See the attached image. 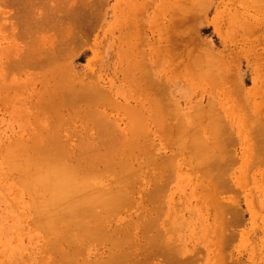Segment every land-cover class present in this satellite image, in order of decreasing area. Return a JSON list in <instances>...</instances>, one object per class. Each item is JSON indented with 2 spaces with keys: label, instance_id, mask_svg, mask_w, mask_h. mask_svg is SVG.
<instances>
[{
  "label": "rangeland",
  "instance_id": "374dc122",
  "mask_svg": "<svg viewBox=\"0 0 264 264\" xmlns=\"http://www.w3.org/2000/svg\"><path fill=\"white\" fill-rule=\"evenodd\" d=\"M6 1L7 0H0V2ZM82 1L84 2L85 0L77 2L79 4H77V9L75 8L78 10L79 15L76 14L78 15L77 17H74L76 19L71 21V23L73 22L72 24L70 23L72 25V29L74 27H78V29L73 30L74 32H71L73 33V36L71 33L69 34L72 37L68 36L66 32V34L64 33L65 36L62 33L63 35L60 37L59 34H61V31L59 32L52 30L53 32L48 31V33H46L48 35L46 37H49V35L51 36L54 33L59 32L57 34L60 37H58L59 40L61 41H59L57 35H55L57 38L55 39L58 40V44L56 46L57 48L53 50L56 57L55 55H51L50 57L47 55L50 53L54 54L52 50L50 51V49H52L50 47L53 45H43L45 48L48 46L50 49L47 50V48H44V52L47 50L46 54L41 51L43 48L42 47L40 49L41 54H39V49L36 46L35 47L37 49L35 47L29 48V39H27L25 42L22 39L17 38L16 41L11 43L12 40L9 39L11 38L10 35L12 30L5 25L4 28L0 27V77H5V80L3 79L5 82H3V84L5 86L2 84L5 89L7 87L11 88L12 86H10V83H13V87L11 88L12 90H6L8 92L3 91V93V89H0V95L2 96H0V157L2 159L6 157L9 160H6V158L3 159L5 160L4 162L7 161L6 163L8 165H6L4 162H1L2 159L0 158V165H2L0 166V187L2 188H0V264H40V262L41 264H101V260H103V262L106 261L109 263L115 256L121 255L124 256L125 260V262H122L123 264H177L178 259H180L178 257H181V261L184 260L183 263L186 261V264L191 260L193 264H264V0H86V6ZM14 6L15 5L11 6L10 4L4 7V9L8 12V16H15L14 14L17 9L15 8L16 6ZM18 11L19 10H17V12ZM15 17L14 19H12V17L10 18L14 21ZM5 20L8 21L9 19L5 18ZM44 33L45 32H43V34ZM51 39L55 40L54 37ZM16 44H19L17 47H19L20 50H18ZM25 45H27V47ZM27 49H29L28 51L32 49L31 53H38L41 57H38L34 54L33 56H36L39 59L41 58V62L45 58L46 61H51L52 59L54 61L55 59V69L46 68L49 71H45L47 74L44 72L46 77L43 78L44 73L41 71L43 74L41 76L39 70L42 68L45 69L48 64H52L51 67H53L55 65L53 61L52 63L47 62V65L42 67L43 65L41 66V64L38 63V59H35V57L33 58L31 56L32 60H37L33 63L36 62L38 66H41L39 70L36 68L28 69L31 67H27L28 64H25V67H22L21 65L23 62L20 63V65L13 64L14 61L17 63L19 62L17 58L19 57L20 59L22 56L20 51L25 52L23 59L28 62L30 61L31 58L28 56L29 54H26V52L28 53ZM33 66H35V64H33ZM56 67L58 69H56ZM9 68L10 70L14 68V71L11 70V72L8 70ZM18 68L22 72L26 70L25 68H27L26 73L24 74L23 72V74L19 75L21 72L19 73L20 70H18ZM50 70L53 72V74H51ZM15 71H17V73ZM55 71L59 73H56ZM4 74L5 76H3ZM31 76L34 78L33 80L30 79L32 78ZM48 76H50L49 78H52L49 81L47 80ZM1 78L0 81L2 80ZM45 79L50 83V85H48L49 83H47ZM43 81H45V83H42ZM46 83L47 85H45ZM51 84L54 85L52 86ZM57 84H60V88ZM55 85L57 86L56 88ZM84 86L88 88L95 87L94 89L96 91L103 92L108 97L107 101L101 100L104 102L102 104L100 102L97 105H89V108L92 111V113L89 114H86L89 112L86 102L89 104V101L83 98V96L86 97L92 95L93 97L95 96L97 98H99V96L93 95L95 94L93 89V94H91L92 91L91 93H88L90 88L89 90L88 88H81ZM14 87L17 89V91L14 90ZM53 87L55 92L52 91ZM45 88L49 90H47V93H45L46 90L44 91ZM62 88H68L69 90H71V88H79L81 91L88 93L85 96L86 93L82 94L80 90V93L78 92V94H80L79 97L84 99H82L81 102L80 99H78V104H76L82 108V112L80 111L79 107L73 105L76 109L75 111L71 104L73 102L63 101L62 104L59 103L61 98L66 97V92L65 94L63 92L65 89L63 90ZM15 92L18 94L15 95ZM21 92H23V94L20 95ZM43 93L46 95H43ZM48 95L55 97L53 98ZM60 95L63 96L61 97ZM44 96L47 100L44 99ZM39 98L41 99L40 101L38 100ZM97 100L100 101L99 99ZM53 101L58 102L57 104L61 108L58 107L57 104L56 105L58 108H56L58 110L54 108L55 103ZM40 103L42 104L40 105ZM45 103L47 108L45 107ZM175 103L180 106H176L178 110L175 108L178 112H180L179 116L177 115L178 117H176L175 115L174 117L172 115L175 112L173 109L174 112L171 114V117L173 118H169V110L172 111L171 108ZM83 104H86V106ZM170 104L173 105L171 106ZM43 105L44 109L42 107ZM51 105L54 106L53 108L55 112L59 111L61 114L63 113L64 115L62 114V118L64 116L65 118L62 119L59 117V115H61L59 112H57L59 115L57 114L56 117L54 114L55 112L51 110L53 109ZM210 105L211 110L214 108L215 111L212 110V114H203V121H207L204 122L206 123L207 131L204 130L205 133L202 131L203 139L201 136L199 137L202 140H207L213 144V147L210 148H213L216 151L221 148V151L219 150L218 153L215 151L214 158L216 155H218L216 156V160L219 159V161L216 163L223 162V164H216V160L214 161L213 159L214 162L211 161L212 163H210L212 166L214 165L213 163H215V165H217V170L211 166L210 171H207L209 170L208 168L210 164L205 163L209 165L206 169L205 165H203L204 158L206 159L210 156L198 155L196 152L200 150L196 149L195 146L191 148L193 143L192 141H194L191 139L194 134L189 132V127L192 126V124L196 125L194 121H197V119H195V113L196 111H199V108L197 109V107H204L200 111L203 112L204 110L205 112V108H209ZM48 106H50L51 109H48ZM70 106L73 108H71L72 111ZM156 106L158 109H156ZM62 107H64L63 110ZM83 107H85L84 109L86 111L83 110ZM94 108H98L100 113L97 114V109ZM92 109L95 111V114L93 113ZM42 110H44V113ZM45 110H48L50 114H48V112ZM134 110H137L139 114L141 111V113H144L145 116H139L141 117L140 122H142V119L145 117H148L145 119L147 122H143L142 124H144V126L147 128L145 129L143 126V129L149 131L151 135L147 133V131H144V136H142L143 134L141 135V133L140 135L138 134V136H136V133L134 137L133 135L130 136V133L134 134L133 129L136 125V118L139 120V117L134 114ZM77 111L78 116L76 113H74ZM101 111L107 118H110V120L104 118L106 124L103 123V127L101 125L95 128V125L87 119H92V121H94L93 123H98L101 119L103 122L102 116L104 115L101 113ZM166 111L169 113L167 115L168 119L166 118L168 120H166L167 123L165 122V119H163L164 114H167ZM73 113L76 117L71 116ZM82 113L86 114L85 118L84 116H81L83 115ZM96 114L97 117L95 116ZM156 114L157 116L159 115V117H157ZM196 114L199 116L198 113ZM180 115H183L184 119ZM68 116L71 117V119ZM111 119L115 121L114 123L119 127L115 124L114 125L126 134V144L123 142L125 145L121 142L124 141V134L121 133L119 129H116L113 124L107 125V122L112 121ZM170 119L172 121H170ZM81 120L83 123L80 122ZM158 120H161L167 125L164 123L163 125L161 121H159L161 122V125H159L160 123L158 124L156 122ZM182 120H185L183 121L184 123H182ZM65 121L69 124L67 125ZM55 122L57 126H55ZM140 122L136 121L137 124H140ZM190 122L192 124L189 126L188 123ZM142 124H140V127H142ZM211 124L214 126L212 129H214L213 135L216 139L215 141L214 138L211 137V134H208V129L210 130L211 127L209 126H211ZM129 125H133L132 127L134 128L132 129V127ZM179 125H186L188 127V133H186L187 135L189 134L188 137H184L186 134H180L181 136H177V130H175V126L179 127ZM110 126H113V128ZM128 126L130 127L129 131H127ZM85 127L90 128L91 130L86 129ZM171 128L172 131H170ZM97 129L101 132L106 131V129H108L109 132L112 130L113 132L111 133L113 135L114 133L121 135L119 137L120 140L118 138L119 135H116L118 140L116 137L113 139V135H109L111 133H107L108 138H106L107 135L106 137L103 136L104 134L101 136L105 137L103 138V140L105 139V143L110 142L108 145L106 143L108 147H114L116 145L119 147L120 143L117 144L114 142L116 140L118 142L120 141L122 146L124 145L122 148L125 147V150L123 149L119 155L116 154V157L114 156V151L109 150L108 147L106 148L108 151L114 152L111 157L112 162L113 159H116L114 162L118 163V159L120 158V165L122 164L120 163L121 161H123L126 165L129 163L131 168L128 166L129 172L127 173L129 175L131 174L130 177H128V174H124L128 167L124 165L122 168V164L119 168L117 167V163H113L107 167L104 165V167H102L100 165L102 171L103 168H105V170L103 172L99 170L101 173L97 170L96 174L98 176L96 174L95 176L100 178L102 184L107 189H111L117 194V200L119 199L120 201H118L120 203H124H119L122 205V208L121 206H118V209L115 212L116 214L113 213L111 216H106V219L103 221L101 234H90V237H87L82 242H79V247H77V245L73 244L72 242L66 241L59 243L58 246L63 247L61 248L65 252L66 256L61 259L56 255V244L52 242V236L43 230V228L38 229L36 216L34 211L31 210L32 205L30 204V202L34 204V198L31 200L29 199L31 197L28 196L29 194L27 191V193L25 192L20 180H17L19 177L16 173L12 172V174L15 175L13 177L11 173L9 174V171L6 172L7 169H10V163H12V160L7 157L6 153L8 151H6L5 146L7 145L10 147L11 145V147H13L14 145L15 148L17 143H19L18 145L21 146L23 140H26L24 143L27 144L33 143L34 146V142H36L35 138H32V140L34 139V142H31L30 136H37L38 140L41 138V141L39 140L38 142L41 143V145L39 144L38 146H42V142L50 143L53 140L52 137L57 135L58 137L61 136V140L66 146H68L69 150L72 149L73 146L80 148L78 150H81L87 143V139H89V144H92V141H95L97 138V142H93L92 145L95 148L98 144L99 147H101L98 148L101 151H105L103 150L105 147L102 148V145L99 144L98 137L95 136L96 132L98 131ZM70 130L73 132H70ZM86 130L90 132H87ZM117 130L118 132H116ZM221 131L225 132V135L229 137L226 136L227 139H225V135L224 133H221ZM46 134H49V136ZM51 134H53V136ZM88 134L90 136H88ZM42 135H46L47 138L45 139L47 140H45ZM198 135L200 134L198 133ZM50 136H52V139L49 138ZM79 136L83 140L78 139ZM93 136L94 138H92ZM141 136L143 138L145 137L148 141L145 140L146 143L143 144V140L145 138L143 139ZM136 137L139 138L137 139ZM178 137H182L179 140L181 142L180 148ZM194 137L195 136H193V138ZM131 138H134V140ZM228 138H230V140ZM16 139L18 142L15 144ZM126 140H129L128 142L130 143L132 142L131 144L129 143L131 147H133V145L135 147L132 149H130L129 145L127 147L128 143ZM136 140H138L139 144L136 142ZM181 140L184 141L183 146L185 149L182 146ZM78 141L80 142L81 147L78 146ZM112 141L114 142V145ZM173 141L175 143H173ZM187 141H190L191 144L189 145L190 142ZM207 141H205V143ZM217 144H219L218 146L222 147L216 148L218 147L216 146ZM143 145L146 146L147 151L150 153L147 156L144 154L146 152L144 150L146 149L143 150V148H145ZM75 147L73 148L74 150L72 149L71 151H78ZM118 147L114 148L117 149ZM119 148L117 150H119ZM126 148L130 149L131 151L128 150V152ZM110 149H112V147H110ZM132 150H134L136 154ZM139 150L144 152H139ZM191 150L192 152H190ZM27 151L30 152V149L28 148ZM106 151L102 153L104 155L110 153ZM224 151L227 152L225 153ZM22 152H24V154ZM219 152L221 155H225L226 159L223 157L225 160L222 159V156L220 158ZM228 152L230 153L231 157H228L232 159L231 161L227 157ZM20 153H22V155L19 156L20 159L22 157H26L25 155L27 153L25 151H20ZM201 153H203L202 150L199 152V154ZM137 154H140V158H138L139 156ZM191 154L196 156L191 157ZM150 156L152 158H150ZM200 157L202 159H200ZM212 157L213 156H211V158ZM134 158L139 161L135 160ZM167 158L170 160L168 161ZM172 158L175 159L173 160ZM211 158H207L205 162H207L208 159L211 160ZM20 159H18L19 162L24 161L25 158L21 159V161ZM220 159H222V161ZM227 159V162L231 163L227 164V162H224ZM254 159L256 162L252 163L251 161ZM194 160L198 161L195 163ZM199 160L202 162L200 163ZM169 162L173 167L170 166ZM132 163H134L135 167L132 166ZM199 163L201 164L200 166ZM163 164H165V166ZM195 164L197 166H195ZM140 165H142V167ZM190 165H193L192 167L194 168L192 169ZM219 165L222 167L218 168ZM110 166L111 168H108ZM160 167H163V169ZM170 167L172 169H170ZM224 167L230 171H223L225 169ZM113 168H116L117 170ZM163 170L167 176L164 174ZM169 170H172V173ZM203 170L205 173L202 172ZM119 171H121L123 174V189L118 185L119 181L121 180L120 177H118L121 175H117V173L121 174ZM216 172L220 175L221 172L225 174L220 176L219 174L216 175ZM173 173H175V175ZM101 174H104V177ZM170 174H172L173 177ZM214 174L216 175L214 180L211 182V179H209V181L207 178L214 177ZM161 176H163V178L166 180V183L162 184V181L165 182V180L162 179ZM222 176L223 178H226L225 181L223 180L221 183L219 181L223 179ZM5 177H7V179H5ZM157 177H161V179L158 180ZM167 177H169L170 180ZM11 178L13 180H11ZM126 178L128 180H126ZM131 178H133L134 181ZM216 178H218V181ZM206 179L208 180L207 183ZM130 180H132L133 183L129 182ZM136 180H138V182ZM202 181L203 184L200 183ZM214 181H216L215 183L219 182L216 184L219 186L218 188L214 184ZM228 181H230L229 183H233L230 185H225V183H228ZM157 184H162L161 186L163 188L161 186L158 187ZM211 184L215 187L213 188ZM219 184H223L225 186H220ZM165 185H168L166 187L167 189H164ZM202 186L203 188L205 186V188L208 190H204ZM232 187L235 189L232 190ZM155 188H158L160 191L155 190ZM139 189L140 192H138ZM229 189L232 191H229ZM152 190L155 191L153 192ZM164 190L167 192H164L165 196L163 192H161ZM216 190L220 194H218ZM16 191L19 193L17 192L15 196ZM223 191H226L227 193H224ZM157 192L161 193L162 195L161 197H154V199L152 195L156 196L158 194ZM200 192L205 193L200 194ZM208 192H214L213 195L217 197L214 198L212 193L209 194ZM151 193L153 194L151 195ZM151 198L153 201H151ZM159 198L160 200L162 199L164 201L160 205L164 206L165 204L166 209L163 211L158 208L157 211L159 213H157V211L154 209L158 207V202L162 201H159ZM216 198H218V200ZM123 199L126 200L123 201ZM117 200L116 204H118ZM215 201L216 203H214ZM222 203L224 204L223 206L221 205ZM226 204L232 209L234 207L235 208L232 210L228 206L230 209L229 211V209L225 208L227 206ZM217 205H221L220 208L224 209V211L227 209L226 213L229 214H225V212H223L222 209H219ZM206 208L208 209L206 210ZM235 209L237 212L234 211ZM231 211L234 213H231ZM160 212L163 215H161ZM237 213L239 215H237ZM149 214H152L151 216L154 220L158 218L159 221H157V223L160 224H155L154 221L153 224ZM139 216L142 218V220L139 219ZM232 216L235 218L237 217V220ZM229 218L234 221H231ZM223 219L227 222L229 220L231 221L232 224H230V221L228 222V225H231L229 226V230L225 229L228 226H225L227 223ZM144 220L148 222H143ZM217 221L218 224L216 223ZM150 222L153 224H151L153 228L156 227L152 230V232V227L149 228L150 224H145ZM146 225L150 229L151 233H149V229L146 228ZM169 225L173 227H169ZM157 226L160 227V230L162 228V232ZM175 227L178 229H175L174 231ZM144 229H148V231ZM170 230L172 234L168 233ZM127 231L128 233L132 234L127 235ZM159 231L160 233H158ZM222 231L223 233H221ZM229 231H232L231 235ZM233 232L236 234L234 233V235ZM155 233L156 237H154ZM162 234H165L163 236L166 239L162 236L165 239V243L174 241V239L177 238L176 240L178 241H174V243L176 242V244H180H177V246L180 248V251L178 248V251L174 249V252L173 248H171L173 251L171 252L170 248V250H168V246H171V244L168 245V243L166 244L167 249L166 246L164 248L165 250L162 249L164 246L162 247L160 244H158L159 242H156V244H158V246H156L154 240L156 241L158 235L161 236ZM221 236H224V239ZM227 236H229V238L230 236H233V239L236 240L234 241L232 238L229 239ZM235 236H237V238H235ZM121 237H124V241ZM225 237L227 238L225 239ZM117 239L119 240L118 242ZM159 239L160 238H157V240ZM218 239H220L219 241L221 242H219ZM228 239L230 244L227 243ZM162 243H164V241ZM171 243L174 244L173 242ZM221 243L224 247L220 245ZM112 244L116 246L113 247ZM145 245L147 247H145ZM159 245L162 248H160ZM225 245L228 246L225 247ZM173 247L175 248V246ZM143 249L145 250L143 251ZM221 250L224 252L222 253ZM167 251L170 252L173 257L174 255L178 254L176 251L181 252V254L179 253L177 260H174L172 263V260L169 259H173V257L171 254H168ZM202 251H204L203 254ZM72 254H74L77 259H75V257L73 258ZM163 256L167 258L170 256L171 258L169 257V259H166ZM192 256L196 262L191 259ZM184 257H188V259H185ZM196 257L198 260L195 259ZM71 258L77 261H74ZM190 263L191 262L188 264Z\"/></svg>",
  "mask_w": 264,
  "mask_h": 264
},
{
  "label": "bare ground",
  "instance_id": "6f19581e",
  "mask_svg": "<svg viewBox=\"0 0 264 264\" xmlns=\"http://www.w3.org/2000/svg\"><path fill=\"white\" fill-rule=\"evenodd\" d=\"M79 1H81V0H7L6 2H0V27H5V26H8V28H10L11 30H12V32H11V35H10V39L9 40H12L11 41V43H13L14 41H16V39L17 38H19V39H22L23 41H25L26 42V40L27 39H29V42L30 43H28V41H27V43H28V45H30V47L29 48H31V47H37L38 49H39V54H41L40 53V49L42 48V52H44L45 51V49L47 48V50L48 49H50V48H52V49H50V51L52 50V52H54L53 50L55 49V48H57L56 46H57V44H58V40H59V38L60 37H62L61 35H63L65 32L68 34V36H70V37H72L73 35V33H71L73 30H75V29H78V27H74L73 29L71 28L72 27V23H71V21H73V19L75 20L76 18H74V17H77L79 14H78V10H76L77 8V4H79V3H77V2H79ZM83 2V1H82ZM82 2H81V4H82ZM85 2V3H84ZM83 2V4L86 6V0ZM11 4V6H13V5H15L14 7L17 9V10H19L18 12H17V10L15 11V20L13 21L12 19H14V17L13 16H8V12L4 9V7L5 6H7V5H10ZM83 6V5H82ZM18 7V8H17ZM76 8V9H75ZM76 14H78V15H76ZM10 17H12V19L10 18ZM3 18V19H2ZM5 18H8L9 20L7 21V20H5ZM4 20V21H3ZM74 22H76V21H74ZM71 23V24H70ZM78 24V23H77ZM5 25V26H4ZM73 26H74V24H73ZM80 26V25H79ZM63 31H62V30ZM52 30H54V31H61L60 33L61 34H59L60 35V37L58 36V34L57 33H59V32H56V33H54L53 35H51L52 37H54V39L56 38V36L55 35H57V38H58V40H56V42L54 43V41L55 40H52L51 38V36L49 35V37H46V36H48L46 33H48V31H50V32H53ZM65 30V31H64ZM43 32H45L44 34H43ZM74 32V31H73ZM63 33V34H62ZM65 33V34H66ZM71 33V35H69ZM28 34V35H27ZM65 34H64V36H65ZM23 35V36H22ZM21 37V38H20ZM29 37V38H28ZM63 40V39H62ZM53 41V42H52ZM59 41H61V40H59ZM24 42V43H25ZM18 43V42H17ZM26 43V44H27ZM55 44V45H54ZM19 44H16V47L18 46ZM41 45V46H40ZM43 45H53V46H51L50 48L48 47V46H46V48H45V46H43ZM24 46V45H23ZM26 47H27V45H25ZM39 46V47H38ZM35 47V48H36ZM54 47V48H53ZM18 48V50H20V48L19 47H17ZM36 48V49H37ZM45 48V49H44ZM44 49V50H43ZM29 49H27V51H28ZM47 50H46V52H47ZM56 50H58V49H56ZM31 51H32V49L30 50V51H28V53L26 52V54L31 58L30 59V61L29 62H31V63H29L28 61H25L23 58V55L25 54V52H21L20 51V53H22V58L20 57V59H19V57L17 58L18 60H19V62L17 63L16 61H14V62H16V63H14L13 62V64H15V65H20V63H22V67L24 66L25 67V64L27 65V67H30V68H28V69H34V68H36V69H40V67L42 66V67H44L45 65H47V62H51L52 63V61H53V59L50 61V60H47L46 61V58L45 59H43V61L41 62L40 60H42L41 58L39 59L38 57H41L38 53L37 54H34V52H32L31 53ZM12 52V51H11ZM11 52H10V54H11ZM46 52H44V53H46ZM13 53V52H12ZM19 53V52H18ZM17 53V54H18ZM36 53V52H35ZM33 54L34 55H37L38 57H36V56H33ZM47 54V53H46ZM58 54V53H57ZM26 55V56H27ZM47 55H49V57L51 56V55H55V52H54V54L53 53H50V54H47ZM34 58L35 57V59L37 58L38 59V63H40L41 64V66H38L37 64H36V62L35 63H33L34 61H37V60H32V57ZM53 57V56H52ZM55 57H56V55H55ZM44 58V57H43ZM16 59V60H17ZM48 59V58H47ZM25 61V63H24V61ZM10 61V60H9ZM43 62H44V64H43ZM54 66L53 67H51L52 66V64L51 65H49L48 64V66H46L45 67V69H40L39 70V72L41 73V76L43 75L42 74V72L44 73L45 71L47 72V71H49V70H47V69H51V68H54L55 69V66H56V61H55V59H54ZM33 64H35V66H33ZM13 66V65H12ZM48 67H50V68H48ZM47 68V69H46ZM26 70H27V68H25ZM56 69H58L57 67H56ZM8 70H10V68L8 69ZM12 71H14V68H12L11 69ZM10 70V71H11ZM16 70V69H15ZM18 70H20L19 68H18ZM26 70L25 71H23L24 72V74L26 73ZM44 70V71H43ZM11 71V72H12ZM42 71V72H41ZM16 73H17V71H15ZM21 72V73H20ZM23 72L20 70L19 71V75H21V74H23ZM45 72V73H46ZM50 72H51V70H50ZM56 72V71H55ZM39 73V74H40ZM45 73H44V75H43V78L44 77H46V75H45ZM56 73H59V72H56ZM47 74V73H46ZM51 74H53V72H51ZM55 74V73H54ZM32 75V74H31ZM50 75V74H49ZM56 75V74H55ZM55 75H53V76H55ZM3 76H5V74L3 75ZM30 76V75H29ZM17 77V76H16ZM32 77V76H31ZM50 76H48L46 79L49 81L50 79H52V78H49ZM1 78V77H0ZM5 77H3V78H1L2 80L0 81V89L2 90V92L3 91H5V92H8V91H10V90H12L11 88L13 87V83L11 84L10 83V86H12L11 88H9V87H7L6 89L3 87V82H4V79ZM55 78V77H54ZM4 79V80H3ZM31 80H33L34 78L32 77V78H30ZM45 79V81H47ZM56 80V79H55ZM71 80V79H70ZM69 80V81H70ZM45 81H43L42 83H45ZM47 81V83H49ZM54 81V80H53ZM52 81V82H53ZM21 82V81H20ZM57 82V81H56ZM66 82V81H65ZM260 82V81H259ZM5 83V82H4ZM32 83V82H31ZM47 83L45 84V85H47ZM53 83H55V82H53ZM60 83V82H59ZM3 84V85H2ZM19 85H20V83H19ZM48 85H50V83L48 84ZM52 85V84H51ZM54 85V84H53ZM52 85V86H53ZM58 85V84H57ZM2 86V87H1ZM5 86V85H4ZM60 86V84L58 85V87ZM259 86H260V84H259ZM57 86L55 85V88H56ZM65 87V86H64ZM75 87V86H74ZM48 88V87H47ZM60 88V87H59ZM81 88H83V89H87L88 87H81ZM90 88V87H89ZM89 88H88V90H89ZM95 88V87H94ZM94 88H90V90H89V92L88 93H91V91H92V89L94 90V92H95V94H93V91H92V93L91 94H93V95H98L99 96V98H97V97H93L92 95H89V96H86L88 93H86V92H84V91H81L79 88L77 89H73V88H71V90H69L68 88H62L63 90V92H64V94H65V92H66V97L65 98H61L60 100H59V103L60 104H62V102L64 101V102H67V101H69V102H73V103H71L72 104V107H74L73 105H75V106H77L76 104H78V99H80V102H81V100L83 99V98H85L87 101H89V104H88V102H86V100H85V102L87 103V105H88V113H86V114H89V113H92V111H91V109L89 108V105H93V104H99L100 102H101V104L102 103H104V102H102L101 100H105V101H107L108 100V97H107V95L105 94V93H103V92H98V91H96ZM10 89V90H9ZM66 89H67V91H66ZM6 90H8V91H6ZM14 90L15 91H17V89L14 87ZM46 90V92L45 93H47V90L48 89H44V91ZM75 90H76V92H75ZM79 90H80V92H82V94H84V93H86L85 94V96L86 97H84L83 96V98L81 99L80 97H79V95L80 94H78V92H79ZM19 91V90H18ZM49 91V90H48ZM51 91V90H50ZM52 91H54V87H53V90ZM56 91H58V90H56ZM1 92V91H0ZM20 92V91H19ZM55 92V91H54ZM59 92V91H58ZM74 92V93H73ZM79 92V93H80ZM97 92V93H96ZM4 93V92H3ZM16 93V92H15ZM45 93H43V95H46ZM76 93V94H75ZM14 94V93H13ZM18 93H16L15 95H17ZM21 94H23V92H21L20 93V95ZM48 94H49V92H48ZM50 94H52V93H50ZM63 94V95H64ZM4 95V94H3ZM6 95V94H5ZM55 95H56V93H55ZM63 95H60L61 97L63 96ZM1 96V95H0ZM7 96H8V94H7ZM48 96H51V95H48ZM2 97V96H1ZM6 97V96H5ZM51 97H53V96H51ZM55 97V96H54ZM53 97V98H54ZM82 97V96H81ZM49 98V97H48ZM44 99L45 100H47L46 98H45V96H44ZM57 99V98H56ZM97 99H99L100 101H98ZM39 101L41 100L40 98L38 99ZM53 100V99H52ZM84 100V99H83ZM44 101V100H43ZM50 101V100H49ZM90 101H91V103H90ZM54 102V101H53ZM53 102H52V104H53ZM75 102V103H74ZM93 102H96V103H93ZM55 103V107L53 106V105H51V107L53 108H56L57 107V103L58 102H54ZM172 103V102H171ZM173 103H174V101H173ZM177 103H179V102H177ZM42 103H40V105H41ZM50 104V103H49ZM57 104V105H56ZM81 104V103H80ZM176 104V103H175ZM174 104V106H172L173 104H170L171 106H172V111L171 110H169L170 112V116H168L169 118H173V117H171L172 115L175 117V115H176V117H178L179 116V113L180 112H178L177 110H178V108H176V106L177 107H180L178 104H176L175 105ZM70 105V104H69ZM84 105V104H83ZM169 105V106H170ZM63 106V105H62ZM66 106V105H65ZM64 106V107H65ZM84 106H86V104L84 105ZM100 106V105H99ZM41 107V106H40ZM43 107V109H44V105L42 106ZM45 107L47 108V106H46V103H45ZM58 107H60L59 105H58ZM57 107V108H58ZM64 107H62V110H63V108ZM71 106H70V109L72 108ZM77 107H79V109H80V111L82 110V108H80V106H77ZM82 107V106H81ZM97 107V106H96ZM209 107V106H208ZM212 107H214V106H212ZM50 108V106H48V109ZM54 108L53 109H51V110H53V112H55V110H54ZM56 108V109H57ZM61 108V107H60ZM65 108H67V107H65ZM85 107H83V110H85L84 109ZM99 108V107H98ZM98 108H94V109H97V114L98 113H100V110H98ZM177 110H176V109ZM199 108V109H198ZM204 108V107H203ZM202 107L200 108L199 106L197 107V109L199 110V111H196V113H198L199 114V116L195 113V119H197V121L195 120L194 122H195V124L196 125H193L191 122L190 123H188V125L190 126V124H192V126H190L189 127V132H191V133H193L194 135L193 136H195L194 138H193V136H192V139L191 140H194V141H192L193 143H192V145H191V148L192 147H194L195 146V148L196 149H199L200 151L202 150L203 151V153H201V154H199V152L200 151H197L196 153H198V155H204V156H207V155H209L210 157H207V158H211V156H213L212 158H211V160L210 159H208V161L207 162H205V160L207 159H205L204 157V164L203 165H205V168L207 169V167L209 166V165H207V164H205V163H208V164H210V166H209V170H207V171H210V167L212 166L211 165V163L212 162H214L217 158H216V156H218V155H216L215 156V158H214V153H215V151L216 150H214L213 148H210V147H213L212 145L213 144H211L210 142H208L207 140H202L203 139V135H202V131H207L206 130V123H204V122H207V121H203V114L205 113L206 115L207 114H212V110H214V108H212V110H211V105H210V107L209 108H205V112H204V110H203V112L202 111H200L201 109H203ZM73 109V108H72ZM72 109H71V111H72ZM74 109H75V107H74ZM100 109V108H99ZM156 109H158V107L156 106ZM173 109H174V111L177 113H175L174 111H173ZM58 110V109H57ZM93 110V109H92ZM179 110H180V108H179ZM207 110V111H206ZM43 111V113H44V110H42ZM45 111H47L48 112V110H45ZM75 111H76V109H75ZM79 111V110H78ZM78 111L77 112H74V113H76V115L78 116ZM86 111V110H85ZM91 111V112H90ZM135 111V115H137L138 117L139 116H145L144 115V113H141L140 111V114L138 113V111L137 110H134ZM136 111H137V113H136ZM156 111V110H155ZM161 111V110H160ZM215 111V110H214ZM213 111V112H214ZM57 112H59V111H57ZM57 112H55L54 114L56 115V117H57ZM67 112V111H66ZM82 112V111H81ZM104 112V111H103ZM157 112H158V110H157ZM175 114H174V113ZM60 113V112H59ZM74 113H73V115H71V116H74ZM93 113L95 114V111L93 110ZM101 113H102V111H101ZM155 113V112H154ZM161 113V112H160ZM166 113H167V111H166ZM169 113H167V114H164V117H163V119H165V122L167 123V115L169 114ZM173 113V114H172ZM48 114H50L49 112H48ZM53 114V115H54ZM61 114V113H60ZM63 114V113H62ZM62 114L61 115H59V117H61L62 118ZM83 115H81V114H79V115H81V116H84V118H85V115L86 114H84V113H82ZM97 114L95 115L96 117H97ZM103 114V113H102ZM139 114V115H138ZM172 114V115H171ZM47 115V114H46ZM64 115V114H63ZM92 115V114H91ZM104 115V114H103ZM162 115V114H161ZM160 115V116H161ZM178 115V116H177ZM48 116V115H47ZM93 116V115H92ZM94 116V117H95ZM136 116V117H137ZM156 116H157V114H156ZM180 116H182L183 117V115H180ZM186 116V115H185ZM198 116V117H197ZM69 117V116H68ZM74 117H76V116H74ZM73 117V118H74ZM101 117V116H100ZM103 117V122L100 120V122H95V123H93L94 121H92V119H87V120H90L91 121V123L92 124H94L93 126L96 128L97 126L99 127V126H101L102 125V127H103V123H105L106 124V122H105V120H104V118L105 119H109L110 120V118H107L105 115L104 116H102ZM151 117V116H150ZM157 117H159V115L157 116ZM250 117V116H249ZM49 118H51V117H49ZM65 118V116L62 118V119H64ZM70 119H71V117H69ZM68 118V119H69ZM143 118V117H142ZM146 118H148V117H145L144 119H142V122H140V120H141V117H139V120H138V118H136V120H135V128H136V131H135V128L134 127H132L131 125H129V126H131L132 127V129L134 130L133 132H134V134H131L130 133V136L131 135H133V137H134V135H136V136H138V134L140 135V133H141V135L142 136H144L145 135V132L144 131H147V130H145V129H147L146 128V126H144V124H142L143 122H147V121H145V119ZM155 119H157L156 117H154ZM167 118V119H166ZM181 118V117H180ZM199 118V119H198ZM76 119V118H75ZM79 119V118H78ZM100 119V118H99ZM183 119H184V117H183ZM52 120V119H51ZM59 120V119H58ZM80 120V119H79ZM112 120V119H111ZM167 120V121H166ZM174 120V119H173ZM54 121V120H53ZM60 121V120H59ZM69 121H71V120H69ZM84 121V120H83ZM108 121V120H107ZM132 121V120H131ZM136 121H138V122H140V124H142L141 126L142 127H140V124H137L136 123ZM149 121H150V119H149ZM153 121H155V120H153ZM159 121H161V120H158V121H156L159 125H161V122H159ZM170 121H172L171 119H170ZM178 121H179V119H178ZM183 121H185V120H182V123H184ZM192 121H193V119H192ZM63 122V121H62ZM66 122V121H65ZM72 122V121H71ZM80 122H82V120L80 121ZM85 122V121H84ZM112 122V123H111ZM115 121H110V122H107V125H114L115 123H114ZM133 122V121H132ZM155 122V123H156ZM193 122V123H194ZM75 123V122H74ZM83 123V122H82ZM109 123H111V124H109ZM154 123V122H153ZM164 122H162V124H163ZM172 123V122H171ZM53 124V123H52ZM55 124H56V122H55ZM66 124L68 125L69 123H67L66 122ZM80 124V123H79ZM165 124V123H164ZM163 124V125H164ZM177 124V123H176ZM208 124H210V123H208ZM207 124V125H208ZM66 125V126H67ZM106 125V126H107ZM116 125V124H115ZM114 125V127H116V126H118V125H116L115 126ZM165 125H167V124H165ZM55 126H57V124L55 125ZM65 126V125H64ZM75 126H76V124H75ZM88 126V125H87ZM128 126V130L127 131H129V127ZM140 128H139V127ZM143 126L145 127V129H143ZM89 127V126H88ZM111 127V126H110ZM109 127V128H110ZM119 127V126H118ZM118 127H116V129H119ZM138 127V128H137ZM176 128H175V130H177V136H179L180 134H183V135H185L186 133H188V127L186 126V125H184V126H181V125H179V127L178 126H175ZM194 127V128H193ZM209 127H211L210 128V130L208 129V134H211V137L212 138H214V141L216 140L215 139V137H214V135H213V133H214V129H212V127L214 128V126H212V124H211V126H209ZM208 127V128H209ZM41 128V127H40ZM39 128V129H40ZM42 128H43V125H42ZM86 129H88V130H91L90 128H87V127H85ZM111 128H113V126L111 127ZM193 128V129H192ZM222 128V127H221ZM115 129V130H116ZM212 129V130H211ZM220 129V128H219ZM223 129V128H222ZM50 130V129H49ZM67 130V129H66ZM73 130V129H72ZM72 130H70V132H73ZM79 130V129H78ZM84 130V129H83ZM98 130V129H97ZM164 130V129H163ZM56 131H57V129H56ZM87 131V130H86ZM94 131V130H93ZM119 131L121 132V133H123L124 134V141H121L122 143L124 142L125 144H126V142H125V133L122 131V130H120L119 129ZM130 131L132 132V130L130 129ZM170 131H172V128H171V130ZM205 131H204V133H205ZM212 131V132H211ZM219 131V130H218ZM218 131H217V133H218ZM223 131H225V130H223ZM256 131V130H255ZM58 132V131H57ZM83 132V131H82ZM87 132H90V131H87ZM103 132H105V133H103ZM111 132H113L112 130H110V132L108 131V129H106V131H100V130H98L97 132H96V134L98 135H96L95 134V136L96 137H98V140H99V144H101L102 145V148H106V147H108L107 145L110 143H107V145H106V143H105V139L103 140V138H105L106 137V135H107V133H111ZM116 132H118V130L116 131ZM138 132V133H137ZM201 132V133H200ZM45 133H48V132H45ZM61 133V132H60ZM75 133V132H74ZM127 133V132H126ZM129 133V132H128ZM136 133V134H135ZM147 133H149V131H147ZM147 133H146V136H147ZM175 133V132H174ZM179 133V134H178ZM198 133L200 134V135H198ZM221 133H224V135L226 134L225 132H222L221 131ZM39 134V133H38ZM85 134V133H84ZM99 134H100V136H99ZM104 134V135H103ZM150 134V133H149ZM47 135V134H46ZM46 135H42L43 137H44V139L45 138H47V136H49V134L46 136ZM52 136H53V134H51ZM60 135V134H59ZM71 135H73V134H71ZM75 135V134H74ZM81 135H83V134H81ZM101 135H103V136H105V137H102ZM109 135H113L112 133L111 134H109ZM115 135V136H114ZM114 135H113V139H115V137H116V139H117V136L119 135V134H116V133H114ZM117 135V136H116ZM151 135V134H150ZM189 135V134H188ZM188 135L186 134L184 137H188ZM222 135V134H221ZM41 136V135H40ZM52 136H50L49 138H51ZM88 136H90L89 134H88ZM121 135H119L118 136V138L120 137ZM128 136V135H127ZM141 136V137H142ZM176 136V137H177ZM181 136V135H180ZM199 136H201V138L199 137ZM226 136L227 135H225V139H227L226 138ZM31 137V142L33 141L34 142V139L32 140V138H35V141L36 142H34V146H33V143H31V144H27V143H24L25 141L23 140L22 141V144H24V145H22L21 144V146L20 145H18L19 143H17L18 141H17V139L15 140L16 142H15V144L17 143V146H15V148H14V145H13V147H11V145H10V147L9 146H7L6 144V151H8L7 153H6V155H7V157H9V159H11L10 161L12 162V163H10V166H8V167H10V169H7V171L6 172H8L9 171V174L11 173L12 174V172H14V173H16L17 175H18V177L19 178H17V180H20V183H22L21 185L23 186V188H24V190H25V192L27 191L28 192V196H30L31 198H29L30 200L32 199V198H34V204H32L31 202H30V204L32 205V209L31 210H33L34 211V213H35V216H36V221H37V223H38V229H42L43 228V230H45L48 234H50L51 236H52V242L54 243V244H56V246H55V250H56V255H57V257H59V258H61V259H63V257H66L65 256V252L63 251V247L61 248V247H59L58 246V244L59 243H61V242H72L73 244H75V245H77V247H79L78 246V244H79V242H82L85 238H87V237H90V234H92V235H98V234H101L102 233V225H103V221L106 219V216H111L113 213H115L116 212V210L118 209V206H121V208H122V205H120V204H123V203H120L118 200H117V198H118V196H117V194L116 193H114L111 189H107L103 184H102V181L100 180V178L99 177H97L98 175L96 174V171L98 170H101L102 171V169H101V167H100V165L102 166V167H107V166H109V165H111V164H113V163H117V162H114L115 160L113 159V162L111 161L112 159H111V157H112V155H113V153H114V156L116 157V154H120L121 153V151L125 148H122L123 146L121 145V142L119 141H114V142H116L117 144L118 143H120V148L116 145V143H115V145L116 146H114V147H118L119 148V150H117V149H115L113 146H110V147H112V149H110V147H108L109 148V150H112V151H114V152H112V151H108V149L106 148H104L103 150H107L106 152H110L108 155L106 154V155H104L102 152H105V151H101L99 148H101V147H99V145L97 144V146L94 148V146L92 145L93 144V142H95L96 141V139H95V141H92V140H90V141H92V144H89V139H87V143L85 144V146H83V148L81 149V150H78V149H80V148H76L75 146H73L72 147V149L75 147L78 151H71L72 149H70L69 150V148H68V146H66L64 143H63V141L61 140L62 138H61V136H57V135H55L54 137H52L53 138V140L50 142V143H44V142H42V146H38L39 144L41 145V143H38L39 142V140L41 139H39L38 140V138H37V136L35 137H32V136H30ZM63 137V136H62ZM73 137V136H72ZM77 137V136H76ZM129 137V136H128ZM148 137H149V135H148ZM147 137V138H148ZM183 137V138H184ZM224 137V136H223ZM227 137H229V136H227ZM51 138V139H52ZM71 138V137H70ZM92 138H94V136L92 137ZM100 138V139H99ZM102 138V139H101ZM106 138H108V135H107V137ZM111 138V137H110ZM109 138V139H110ZM122 138V137H121ZM137 138V137H136ZM139 138V137H138ZM137 138V139H138ZM143 138V137H142ZM145 138V137H144ZM143 138V139H144ZM180 138H182V137H178V143H179V148H180ZM25 139H26V137H25ZM50 139V140H51ZM78 139H80V140H83V139H81L80 138V136H79V138ZM112 139V138H111ZM110 139V140H111ZM132 140H134V138H131ZM142 139V140H143ZM174 139V138H173ZM177 139V138H176ZM185 139V138H184ZM184 139H182V140H184ZM229 140H230V138H228ZM45 140H47V139H45ZM67 140V139H66ZM69 140V139H68ZM119 140H120V138H119ZM148 141L146 138L143 140V144L144 143H146V141ZM149 140H150V137H149ZM181 140V141H182ZM27 141H28V139H27ZM41 141V140H40ZM86 141V140H85ZM127 141V140H126ZM129 141V140H128ZM127 141V147H128V145L130 146V144L132 143H130V142H128ZM140 141V140H139ZM145 141V142H144ZM205 141H207L208 143H210V144H208L207 142L205 143ZM211 141V140H210ZM232 141V140H231ZM21 142V141H20ZM74 142V141H73ZM79 142V141H78ZM97 142V141H96ZM95 142V143H96ZM113 142V141H112ZM114 142H113V145H114ZM136 142L139 144V142H138V140H136ZM141 142V141H140ZM183 142L184 141H182V146L184 145L183 144ZM187 142H190V141H187ZM14 143V142H13ZM29 143V142H28ZM43 143H44V145H43ZM130 143V144H129ZM147 143H149V142H147ZM173 143H175L174 141H173ZM176 143H177V140H176ZM215 143V142H214ZM9 144V143H8ZM12 144V143H11ZM78 144V143H77ZM135 144V143H134ZM191 144V142L189 143V145ZM216 144V143H215ZM214 144V145H215ZM31 145V146H30ZM95 145V144H94ZM186 145V144H185ZM219 144H217L216 146H218ZM29 146V147H28ZM38 146V147H37ZM77 146V145H76ZM78 146H80L81 147V145H80V142H79V145ZM93 146V147H92ZM139 146V145H138ZM141 146H142V144H141ZM144 146V145H143ZM198 146V147H197ZM1 147V146H0ZM22 147V148H21ZM32 147V148H31ZM99 147V148H98ZM135 146L133 145V147H131L130 146V149H132V148H134ZM137 147V146H136ZM145 148H143V150L144 149H146V150H144V151H146L144 154L147 156V155H149L150 153H149V151H147V148H146V146H144ZM184 147V146H183ZM182 147V148H183ZM186 147H187V145H186ZM219 147H222V146H218V147H216V148H219ZM19 148H21V149H19ZM28 148L30 149V152L29 151H27L28 150ZM71 148V147H70ZM114 148V149H113ZM181 148V149H182ZM190 148V147H189ZM215 148V149H216ZM3 149V148H2ZM23 149V150H22ZM127 149V148H126ZM130 149H127V151L128 150H130ZM137 149H138V147H137ZM184 149H185V147H184ZM196 149H195V151H196ZM221 149V148H220ZM219 149V150H220ZM222 149H224V148H222ZM4 150V149H3ZM74 150V149H73ZM116 150V151H115ZM125 150V149H124ZM135 150V149H134ZM134 150H132L134 153H135V151ZM214 150V151H213ZM218 150V151H219ZM226 150V149H225ZM5 151V150H4ZM20 151H25L26 153V157H22L21 159H24V161H21V159H20V155H22V153L24 154V152H22V153H20ZM35 151V152H34ZM118 151V152H117ZM131 151V150H130ZM138 151V150H137ZM144 151H142V150H139V152H144ZM194 151V150H193ZM208 151H210V152H208ZM218 151H216L217 153H218ZM221 151V150H220ZM29 152V153H28ZM129 152V151H128ZM148 152V153H147ZM190 152H192V150L190 151ZM225 153L227 152V151H224ZM133 153V154H134ZM138 153V152H137ZM216 153V154H217ZM221 153H223V152H221ZM229 153V152H228ZM228 153H227V157L229 156V157H231L230 156V153H229V155H228ZM136 154V153H135ZM190 154V153H189ZM194 154V153H193ZM219 154H220V152H219ZM4 155H5V153H4ZM5 155V156H6ZM117 155V157L119 158V156ZM122 155V154H121ZM131 155V154H130ZM138 155V154H137ZM140 155V154H139ZM138 155V156H139ZM192 155V154H191ZM2 156H3V154H2ZM24 156V155H23ZM29 156V157H28ZM132 156V155H131ZM144 156V155H143ZM145 156V158L147 159V157ZM171 156V155H170ZM193 156H196V155H192L191 157H193ZM221 156H222V159H223V157L226 159V157H225V155H221L220 154V158H221ZM115 157H113V158H115ZM127 157H128V155H127ZM134 157H136V156H134ZM164 157V156H163ZM173 157V156H172ZM228 157V159H230V161L232 160L231 158H229ZM233 157L235 158V156L233 155ZM1 158V157H0ZM6 157H4L3 159H5ZM130 158V157H129ZM133 158V157H132ZM137 158V157H136ZM136 158H134L135 160H137ZM138 158H140V156L138 157ZM142 158V157H141ZM150 158H152L151 156H150ZM171 158V157H170ZM233 158V159H234ZM2 159V158H1ZM1 160V162L3 163L5 160ZM18 159H20V161L21 162H19V160ZM145 159V160H146ZM168 159V158H167ZM173 159V158H172ZM175 159V158H174ZM173 159V160H174ZM196 159H197V157H196ZM200 159H202L201 157H200ZM213 159H214V161H213ZM222 159H220L221 161H222ZM225 159H223V160H225ZM228 159L226 160V161H224V162H227L228 161ZM6 160H8L7 158H6ZM15 162H14V161ZM119 161H120V158L118 159ZM117 160V161H118ZM121 160H122V158H121ZM127 160V159H126ZM130 160V159H129ZM153 160V159H152ZM170 159H168V161H169ZM172 160V161H173ZM235 160V159H234ZM9 161V160H8ZM119 161H118V165H120L119 164ZM131 161H132V159H131ZM137 161H139V160H137ZM141 161V160H140ZM162 161V160H161ZM166 161V160H165ZM195 161V163H196V161H198V160H194ZM193 161V162H194ZM200 161V160H199ZM212 161V162H211ZM217 161H219V159L218 160H216L215 161V163L217 162ZM7 162V161H6ZM6 162H4L6 165H8ZM112 162V163H111ZM126 162V161H125ZM147 162V161H146ZM154 162V161H153ZM159 162V161H158ZM185 162V161H184ZM202 161H200V163H201ZM211 162V163H210ZM252 163L254 162H256L255 161V159L254 160H252L251 161ZM9 163V162H8ZM120 163H122L121 165H122V168H123V166L124 165H126V164H124V162L123 161H121ZM149 163V162H148ZM151 163H152V161H151ZM166 163H168V162H166ZM170 163V162H169ZM199 163V166L201 165ZM215 163H213L214 165H215ZM228 163H231V162H227V164ZM250 163V162H249ZM4 164V165H5ZM128 165H126L127 167L129 166V163H127ZM133 165L132 166H134V163H132ZM139 164V163H138ZM143 164V163H142ZM147 164V163H146ZM191 164V163H190ZM197 164H198V162H197ZM216 164H223V162L222 163H216ZM225 165H227L226 163H224ZM235 164H236V161H235ZM251 164V163H250ZM249 164V165H250ZM104 165V166H103ZM117 165V167H121V165L120 166H118ZM151 165H153V164H151ZM164 166H165V164H163ZM167 165V164H166ZM172 164L170 163V166H171ZM174 165H176V164H174ZM214 165L212 166L214 169H216L217 167V165H215V167H214ZM0 166H2V165H0ZM141 167H142V165H140ZM139 166V167H140ZM145 166V165H144ZM150 166V165H149ZM169 166V165H168ZM191 166V165H190ZM193 166V165H192ZM191 166V167H192ZM195 166H197L196 164H195ZM229 166V165H228ZM227 166V167H228ZM7 167V166H6ZM99 167H100V169H99ZM113 167H116V166H113ZM130 168H131V166H129ZM129 167L127 168V170H126V172L124 173L125 175L126 174H128L127 172H129ZM135 167V166H134ZM171 167H173V166H171ZM170 167V169H172ZM176 167V166H175ZM174 167V168H175ZM178 167V166H177ZM185 167V166H184ZM189 167V166H188ZM202 167V166H201ZM222 166L221 165H219V167L218 168H221ZM230 167H232V166H230ZM251 167V166H250ZM249 167V168H250ZM1 168H3V167H1ZM5 168V167H4ZM108 168H111V166L110 167H108ZM107 168V169H108ZM126 168V167H125ZM124 168V169H125ZM160 168H162L163 169V167H160ZM169 168V167H168ZM194 167H192V169H193ZM225 168V167H224ZM229 168V167H228ZM248 168V167H247ZM113 169H116V168H113ZM113 169H111V170H113ZM135 169V168H134ZM165 169H166V167H165ZM180 169L182 170V168L180 167ZM195 169H196V167H195ZM198 169H199V167H198ZM232 169V168H231ZM264 169V168H263ZM2 170V169H1ZM105 170V168H103V171ZM117 170V169H116ZM120 170V169H119ZM132 170V169H131ZM168 170V169H167ZM173 170H175V169H173ZM178 170V169H177ZM181 170H179V171H181ZM217 170V169H216ZM215 170V171H216ZM219 170V169H218ZM225 170H227V168H225L223 171H225ZM102 171V172H103ZM134 171V170H133ZM132 171V172H133ZM170 171V170H169ZM172 171V170H171ZM170 171V172H171ZM201 171V170H200ZM206 171V172H207ZM221 171V170H220ZM227 171H230V170H227ZM100 172V171H99ZM107 172V171H106ZM117 172V171H116ZM119 172H121V171H119ZM163 172H164V170H163ZM167 172V171H166ZM169 172V173H170ZM202 172H204V170L202 171ZM212 172L214 173V171L212 170ZM101 173V172H100ZM110 173H112V172H110ZM114 173H115V171H114ZM161 173V172H160ZM168 173V172H167ZM172 173V172H171ZM205 173V172H204ZM210 173V172H209ZM4 174V173H3ZM95 174L97 175V176H95ZM99 174V173H98ZM162 174V173H161ZM164 174L167 176V174L164 172ZM174 175H175V173H173ZM208 174V173H207ZM219 174V173H218ZM217 174V172H216V175H218ZM224 175L225 173H223V172H221V175ZM102 176L104 175V174H101ZM117 175H121V176H118V177H120V181H119V186H121L122 187V176H123V174H122V172H121V174H118L117 173ZM129 175V174H128ZM131 175V174H130ZM130 175L128 176V177H130ZM136 175V174H135ZM139 175V174H138ZM170 175H172V174H170ZM201 175H202V173H201ZM206 175V174H205ZM215 174H214V177H210V178H207L208 180L209 179H211V182H212V180H214V178H215V176H216ZM220 175V174H219ZM220 175V176H221ZM5 176V175H4ZM12 176L14 177L15 175H13L12 174ZM160 176V175H159ZM210 176V175H209ZM213 176V175H212ZM8 177V176H7ZM7 177H5V179H7ZM11 177V176H10ZM17 177V176H16ZM104 177V176H103ZM117 177V176H116ZM145 177V176H144ZM155 177V176H154ZM162 177V179H164L163 178V176H161ZM161 177L160 178H158L157 177V179L159 180V179H161ZM171 177V176H170ZM172 177H173V175H172ZM217 177H219V176H217ZM153 178V177H152ZM169 180H170V178L169 177H167ZM166 178V179H167ZM222 178H223V176H222ZM225 178L226 177H224L221 181H219V182H221L222 183V181L224 180L225 181ZM247 178V177H246ZM132 180H133V178H131ZM138 179V178H137ZM139 179H140V176H139ZM138 179V180H139ZM206 179V180H207ZM11 180H13L12 178H11ZM107 180V179H106ZM110 180V179H109ZM125 180V179H124ZM126 180H128L127 178H126ZM132 180H130L129 182H132ZM138 180H136L137 182H138ZM158 180H156L157 182H159ZM165 180V179H164ZM208 180L206 181V183L208 182ZM216 180L218 181V178H216ZM220 180V179H219ZM134 181V180H133ZM154 181V180H153ZM210 181V180H209ZM110 182V181H109ZM140 182V181H139ZM216 181H214V184L216 185V184H218V183H215ZM230 181H228V183H225V185L226 184H228V185H230L231 183H233V182H231V183H229ZM19 183V184H20ZM133 183V182H132ZM136 183V182H135ZM163 183H166V180H165V182H163L162 181V184ZM200 183H202L203 184V181L202 182H200ZM242 183V182H241ZM263 183V182H262ZM141 184V183H140ZM160 184V183H159ZM161 184V185H162ZM167 184L169 185V183L167 182ZM170 184H171V181H170ZM213 184V183H212ZM211 184V185H212ZM161 185H158L157 184V186L158 187H160ZM167 185V186H168ZM206 185V184H205ZM220 186H225V185H221V184H219ZM109 186H110V184H109ZM126 186V185H125ZM142 186V185H141ZM166 185L164 186V189L167 187ZM232 186H234V185H232ZM154 187H155V185H154ZM162 187V186H161ZM210 187V186H209ZM212 187L214 188L215 186L214 185H212ZM216 187L218 188L219 186H217L216 185ZM230 187V186H229ZM1 188V187H0ZM15 188V187H14ZM124 187H122V189H123ZM163 188V187H162ZM202 188H203V186H202ZM216 188V189H217ZM2 189V188H1ZM3 189H5V188H3ZM134 189V188H133ZM167 189V188H166ZM204 190H206L207 188H205V186H204V188H203ZM226 189V188H225ZM224 189V190H225ZM228 189V188H227ZM233 189H235L234 187H232V190ZM155 190H158V188L156 189L155 188ZM154 190V191H155ZM168 190H169V187H168ZM208 190V189H207ZM220 190V189H219ZM223 190V189H222ZM232 190H230L229 189V191H232ZM3 191V190H2ZM142 191H143V189H142ZM153 191V190H152ZM153 191V192H154ZM158 191H160V190H158ZM210 191V190H209ZM217 191V190H216ZM221 191V190H220ZM18 191H16L15 192V196H16V193H17ZM26 192V193H27ZM137 192V191H136ZM138 192H140V189H139V191ZM161 192H163V194H164V192H165V190L164 191H161ZM218 192V191H217ZM224 193H227L226 191H223ZM19 193V192H18ZM156 193V192H155ZM158 194L156 195V196H154V195H152L153 193H151V195H152V197L154 198H157L158 196L159 197H161V193H159V192H157ZM165 193H167V192H165ZM202 193H205V192H202ZM201 192H200V194H202ZM209 194L210 193H212V195L214 194V192H208ZM138 194V193H137ZM198 194V193H197ZM218 194H220L219 192H218ZM14 195V194H13ZM18 195V194H17ZM7 196V195H6ZM164 196H165V194H164ZM214 196V198L215 197H217V196H215V195H213ZM202 197V196H201ZM204 197H206V196H204ZM209 197V196H208ZM210 197H211V195H210ZM8 198V197H7ZM18 198H19V196H18ZM17 198V199H18ZM149 198H150V196H149ZM154 198V199H155ZM212 198V197H211ZM211 198H209L210 200H212ZM12 199V198H11ZM133 199V198H132ZM131 199V200H132ZM146 199V198H145ZM204 199V198H203ZM208 199V198H207ZM217 200H218V198H216ZM9 200V199H8ZM116 200L118 201L117 203L118 204H116ZM124 200H126V199H123V201ZM159 201H161L160 200V198L158 199ZM200 200H201V198H200ZM209 200V201H210ZM13 201V200H12ZM17 201V200H16ZM133 201V200H132ZM149 201V200H148ZM151 201H153V199L151 198ZM220 201V200H219ZM218 201V202H219ZM18 202V201H17ZM155 202V201H154ZM162 202H164L163 200L161 201V202H158V207L157 208H155L154 210H158V208H160V210H163V211H165V209H166V206H165V204H164V206L163 205H160ZM218 202H217V204H218ZM221 202V201H220ZM14 203V202H13ZM120 203V204H119ZM131 203V202H130ZM156 203V202H155ZM154 203V204H155ZM214 203H216V201L214 202ZM213 203V204H214ZM11 204H12V202H11ZM215 205V204H214ZM219 205V204H218ZM217 205V206H218ZM222 206L224 205L223 203L221 204ZM221 205L220 206H218L219 207V209H222V208H220L221 207ZM227 205V204H226ZM15 206H17V205H15ZM142 206V205H141ZM140 206V207H141ZM157 206V205H156ZM160 206V207H159ZM163 206V207H162ZM229 205H227L225 208H227V209H229V207H228ZM34 207V208H33ZM163 209H162V208ZM17 208V207H16ZM224 208V207H223ZM231 208V207H230ZM235 208V207H234ZM233 208V209H234ZM120 209V208H119ZM208 208H206V210H207ZM226 209V210H227ZM232 209V208H231ZM232 209V210H233ZM223 210V212H225V214H229V213H226L227 211L225 210L224 211V209H222ZM28 211V210H27ZM119 211V210H118ZM144 211V210H143ZM162 211V212H163ZM221 211V210H220ZM229 211H230V209H229ZM228 211V212H229ZM234 211H236V209L234 210ZM208 212V211H207ZM237 212V211H236ZM17 213V212H16ZM121 213V212H120ZM150 213V212H149ZM155 213V212H154ZM157 213H159L158 211H157ZM209 213V212H208ZM231 213H234L233 211H231ZM230 213V214H231ZM116 214V213H115ZM126 214V213H125ZM160 214L161 215H163L161 212H160ZM220 214V213H219ZM236 214V213H235ZM132 215V214H131ZM150 215V214H149ZM152 215V214H151ZM150 215V217H151V219H152V223L154 224V222H155V224H160V223H157V221H159V219L158 218H156L155 220L152 218V216ZM161 215H160V217H161ZM210 215V214H209ZM213 215V214H212ZM224 215V214H223ZM237 215H239L238 213H237ZM115 216V215H114ZM125 216V215H124ZM141 216V215H140ZM140 216H139V219H141L142 220V218H140ZM218 216V215H217ZM220 216H221V214H220ZM233 216H235V215H233ZM232 216V217H233ZM142 217V216H141ZM219 217V216H218ZM223 217H225V216H223ZM223 217H221V218H223ZM239 217V216H238ZM147 218V217H146ZM228 218V217H227ZM226 218V219H227ZM234 219H236L237 220V217L235 218V217H233ZM220 219V218H219ZM229 219H231V218H229ZM240 219V218H239ZM147 220V219H146ZM222 220V219H221ZM224 220V219H223ZM235 220V221H236ZM114 221V220H113ZM150 221V220H149ZM154 221V222H153ZM166 221V220H165ZM215 221H216V219H215ZM225 221V220H224ZM230 221V220H229ZM228 221V222H229ZM231 221H234V220H232L231 219ZM231 221H230V224H232L231 223ZM33 222H35V221H33ZM143 222H148V221H143ZM145 223V224H150V226H149V228H151L152 226H151V224L152 223ZM227 224H225V226L227 225L228 227H224L225 229H228L229 230V226H231V225H228L229 223L227 222V221H225ZM224 222V223H225ZM217 224H218V221L216 222ZM239 223V222H238ZM34 224V223H33ZM128 224V223H127ZM152 224V225H153ZM223 224V223H222ZM234 224H236V223H234ZM116 225V224H115ZM165 225H168V224H165ZM236 225H238V224H236ZM35 226V225H34ZM130 226V225H129ZM134 226V225H133ZM223 226V225H222ZM233 226V225H232ZM36 227V226H35ZM39 227H41V228H39ZM119 227V226H118ZM124 227H126V226H124ZM131 227V226H130ZM155 227V226H154ZM158 227V226H157ZM169 227H173V226H171V225H169ZM217 227V226H216ZM110 228H111V226H110ZM133 228V227H132ZM132 228H130L131 230H133ZM146 228H148V226L146 225ZM148 228V229H149ZM156 228V227H155ZM155 228H151V232H152V230L153 229H155ZM222 228V227H221ZM104 229V228H103ZM148 229H144V230H147L148 231ZM158 229L160 230V227H158ZM175 229H178V228H174V231H175ZM216 229H219V228H216ZM224 229V230H225ZM43 230H42V232H43ZM110 230V229H109ZM112 230V229H111ZM114 230V229H113ZM167 230V229H166ZM222 230V229H221ZM155 231H157V230H155ZM161 232H162V228H161V230H160ZM160 231L158 232V233H160ZM217 231H219V230H217ZM116 232V231H115ZM138 232V231H137ZM143 232V231H142ZM146 232V231H145ZM144 232V233H145ZM150 232V229H149V233H151ZM167 232V231H166ZM166 232H164V233H166ZM208 232H209V230H208ZM230 232V235H231V232L232 231H229ZM157 233V234H158ZM168 233H170V234H172L171 233V230L170 231H168ZM221 233H223V231L221 232ZM224 233H225V231H224ZM227 233V232H226ZM235 232H233V234H234ZM104 234V233H103ZM127 235H131L132 233H128V231H127V233H126ZM138 234V233H137ZM216 234H218V233H216ZM215 234V235H216ZM232 234V235H233ZM236 234V233H235ZM234 234V235H235ZM47 235V234H46ZM105 235V234H104ZM147 235H150V234H147ZM163 235H165V234H162L161 236H159L158 235V237L157 238H160L159 240H157V238H156V241L154 240V242H155V244H156V242L158 243V244H160L159 246H160V248H162V249H164L165 248V246H166V244L168 243V245H170L171 244V246H168V250H170L171 248H173V251H174V249H176L177 251H178V248H179V246H177V244H179V243H177L176 244V242L174 243V241H178V240H176L177 238H175L174 239V241H171V242H173L174 244H172L171 242H166L165 243V237L163 236ZM167 235V234H166ZM206 235H208V234H206ZM214 235V236H215ZM223 235V234H222ZM227 235V234H226ZM48 236V235H47ZM120 236V235H119ZM121 236H123V235H121ZM150 236H152V235H150ZM149 236V237H150ZM165 238H163V237ZM218 236V235H217ZM106 237V236H105ZM154 237H156V233H155V235H154ZM222 237V236H221ZM224 237V236H223ZM222 237V238H223ZM228 238H229V236H227ZM227 237H225V239L227 238ZM122 239L124 238V237H121ZM214 238V237H213ZM233 239V236L231 237L230 236V238L229 239ZM235 238H237V236H235ZM149 239H151V238H149ZM155 239V238H154ZM224 239V238H223ZM223 239H222V241H223ZM229 239H228V244H230L229 243ZM96 240V239H95ZM105 240V239H104ZM130 240V239H129ZM129 240H127V241H129ZM220 239H218V241H219ZM234 241L236 240V239H233ZM116 241V240H115ZM119 240L117 239V242H118ZM123 241H124V239H123ZM164 241V243H162V242ZM225 241V240H224ZM233 241V242H234ZM41 242V241H40ZM85 242V241H84ZM152 242V241H151ZM219 242H221V241H219ZM218 242V243H219ZM111 243V242H110ZM223 243V242H222ZM222 243L220 244V245H222ZM53 244V245H54ZM115 244V243H114ZM152 244V243H151ZM158 244H156V246H158ZM100 245V244H99ZM113 245V244H112ZM154 245V244H153ZM175 246V248L173 247V246ZM180 245V244H179ZM114 246H116V245H113V247ZM135 246V245H134ZM155 246V245H154ZM153 246V247H154ZM155 246V247H156ZM223 246V245H222ZM221 246V247H222ZM226 246H228V245H225V247ZM231 246V245H230ZM41 247V246H40ZM68 247V246H67ZM73 247V246H72ZM112 247V246H111ZM124 247V246H123ZM145 247H147L146 245H145ZM154 247V248H155ZM177 247V248H176ZM224 247V246H223ZM65 248V247H64ZM71 248V247H70ZM74 248V247H73ZM84 248V247H83ZM130 248H131V245H130ZM157 248V247H156ZM155 248V249H156ZM170 248V249H169ZM197 248V247H196ZM85 249V248H84ZM107 249V248H106ZM146 249V248H145ZM145 249H143V251L145 250ZM166 249H167V246H166ZM214 249V248H213ZM48 250V249H47ZM72 250V249H71ZM109 250H111V249H109ZM109 250H107V251H109ZM158 250V249H157ZM165 250V249H164ZM202 250H204V249H202ZM43 251V250H42ZM67 251V250H66ZM73 251V250H72ZM76 251V250H75ZM74 251V252H75ZM119 251V250H118ZM171 252H173L172 251V249L170 250ZM176 251V253H180L181 254V252H177ZM179 251H180V248H179ZM213 251V250H212ZM222 251V250H221ZM73 252V253H74ZM105 252V251H104ZM168 252V251H167ZM175 252V251H174ZM203 252L204 251H202V254H203ZM224 251H222V253H223ZM128 253V252H127ZM148 253V252H147ZM175 253V254H176ZM225 253H227V252H225ZM79 254V253H78ZM120 254V253H119ZM123 254V253H122ZM126 254V253H125ZM168 254H171L170 252H168ZM178 254H176V255H174V257H175V259H174V257H173V255H172V257H173V259L171 258V259H169V257L167 258V257H164V258H166V259H169V260H172V263H173V261L174 260H177V257H178ZM214 254V253H213ZM42 255V254H41ZM67 255V254H66ZM101 255V254H100ZM195 255V254H194ZM221 255V254H220ZM68 256V255H67ZM72 256H73V258L75 257V259H77L76 258V256H74V254H72ZM112 256V255H111ZM126 256V255H125ZM160 256V255H159ZM162 256V255H161ZM190 256V255H189ZM127 257V256H126ZM191 257V256H190ZM204 257V256H203ZM215 257V256H214ZM217 257V256H216ZM221 257V256H220ZM223 257V256H222ZM56 258V257H55ZM128 258V257H127ZM178 258H180L181 259V257H178ZM185 258V257H184ZM199 258V257H198ZM72 259V258H71ZM75 259H72V260H74V261H77V260H75ZM102 259V258H101ZM107 259V258H106ZM129 259V258H128ZM152 259V258H151ZM180 259H178V261H177V264H184L183 263V261L184 260H180ZM185 259H188V257L187 258H185ZM191 259H193V256H192V258ZM190 259V260H191ZM195 259H197V257L195 258ZM215 259H217V258H215ZM70 260V259H69ZM132 260V259H131ZM164 260V259H163ZM168 260V261H169ZM198 260V259H197ZM202 260V259H201ZM217 260H219V259H217ZM54 261V260H53ZM52 261V262H53ZM81 261V260H80ZM95 261V260H94ZM102 262H103V260H101ZM110 261V260H109ZM125 262V260H124V256L123 255H121V256H115L109 263H107L106 261V263L105 262H101V264H123L122 262ZM136 261V260H135ZM150 261V260H149ZM193 261L194 262H196V260H194L193 259ZM203 261V260H202ZM225 261V260H224ZM39 262V261H38ZM43 262V261H42ZM167 262V261H166ZM170 262V261H169ZM179 262H182V263H179ZM189 262H191L192 264H193V262H192V260L191 261H189ZM188 262V263H189ZM218 262V261H217ZM45 263V262H44ZM50 263V262H49ZM74 263V262H73ZM130 263V262H129ZM175 263H176V261H175ZM187 263V264H188ZM190 263V264H191ZM39 264V263H38ZM40 264H41V262H40ZM100 264V263H99ZM131 264V263H130ZM150 264V263H149ZM154 264V263H153ZM174 264V263H173ZM186 264V263H185ZM226 264V263H225Z\"/></svg>",
  "mask_w": 264,
  "mask_h": 264
}]
</instances>
